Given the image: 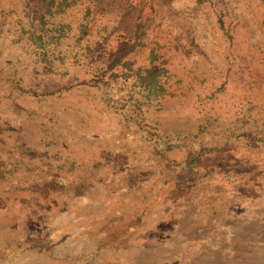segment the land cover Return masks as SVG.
I'll return each mask as SVG.
<instances>
[{"label":"rangeland","instance_id":"374dc122","mask_svg":"<svg viewBox=\"0 0 264 264\" xmlns=\"http://www.w3.org/2000/svg\"><path fill=\"white\" fill-rule=\"evenodd\" d=\"M0 264H264V0H0Z\"/></svg>","mask_w":264,"mask_h":264},{"label":"trees","instance_id":"16d2710c","mask_svg":"<svg viewBox=\"0 0 264 264\" xmlns=\"http://www.w3.org/2000/svg\"><path fill=\"white\" fill-rule=\"evenodd\" d=\"M116 61H120V59H117ZM115 65H116V64H115V63H113V64H111V66H110V67L112 68V67H114Z\"/></svg>","mask_w":264,"mask_h":264}]
</instances>
